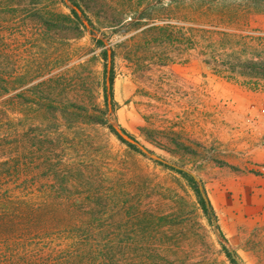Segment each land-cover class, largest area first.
<instances>
[{
  "label": "rangeland",
  "instance_id": "1",
  "mask_svg": "<svg viewBox=\"0 0 264 264\" xmlns=\"http://www.w3.org/2000/svg\"><path fill=\"white\" fill-rule=\"evenodd\" d=\"M76 1L0 0V264H264V0Z\"/></svg>",
  "mask_w": 264,
  "mask_h": 264
},
{
  "label": "trees",
  "instance_id": "2",
  "mask_svg": "<svg viewBox=\"0 0 264 264\" xmlns=\"http://www.w3.org/2000/svg\"><path fill=\"white\" fill-rule=\"evenodd\" d=\"M67 2L70 3V7H71V10H72V13L76 17V19L79 20L82 23V25L90 32V34L93 36V38L95 39L97 44L100 45V46L107 45L108 42L106 40L97 37L98 32L96 30V27H95L93 21L88 18L87 14H86V11L80 5V3L78 1H76V0H67ZM153 31H157V34H156V36H154V39H158L159 36H162L163 37L162 39H169V37H170V36L167 37V35H169V34H167V31H166V29L164 27L153 26ZM103 54H104V57L106 59H108V48L103 50ZM114 57H115V51L112 50L113 64H114ZM7 65L8 64L5 62L4 59L3 60L0 59V90H3V91L6 89L5 88L6 79L4 78V76H6L8 74ZM106 75H107V67H106ZM113 85H114V67L112 66V70H111V91H110V94L112 95V103H113V108H114L115 104H114ZM108 96H109V93L107 91V85H106L105 86V98H104V102H105L104 114L107 115V116L110 113ZM110 127H111L112 131L118 136V138L122 142L126 143L132 149H134V150H136V151H138V152H140V153L145 155V153H143L140 150V148H138L136 145L124 140L119 135V133L116 131V129L114 128L113 125L110 126ZM155 161L157 163L161 164V165H164L166 167L172 168V169L178 171L179 173H181L182 175H184L185 177H187L189 179V181L191 182V184L194 186V188H195V190H196V192L198 194V197H199L200 203L202 205V208H203L204 212L206 213V215L211 220H213L216 217V213H215V210H214V207H213L211 201L209 202V204L207 203V201L204 199V197L202 196V194H201V192L199 190L198 183L196 182L195 178L189 172H186L184 170H181V169L175 168L173 166L164 164L163 162L158 161V160H155ZM217 228L219 229V226H217ZM220 235L222 236L223 239L226 240V238H225V236H224V234L222 232H220ZM224 251L227 254V256L230 258V260H231V262L233 264H239L238 261H237V258H239L237 252H235L232 249L228 248L226 245H224Z\"/></svg>",
  "mask_w": 264,
  "mask_h": 264
},
{
  "label": "water",
  "instance_id": "3",
  "mask_svg": "<svg viewBox=\"0 0 264 264\" xmlns=\"http://www.w3.org/2000/svg\"><path fill=\"white\" fill-rule=\"evenodd\" d=\"M111 70H112V50L108 49V65H107V75H106V84H107V91L109 93L108 96V101H109V111L111 112L113 110V103H112V95L110 94L111 91ZM114 128L116 129V131L119 133V135L126 141L136 145L138 148H140V150L145 153L146 155L150 156L151 158H153L154 160H158L163 162L164 164L173 166L175 168L184 170L186 172H189L196 180V182L198 183L199 186V190L202 194V196L204 197V199L207 201V203L209 204L210 199L205 191V187L203 182L200 180V178L197 176V174L193 171H189L187 169H185L182 166H179L177 164L171 163L168 160H166L165 158H163L162 156H160L159 154H156L152 151H150L148 148H146L143 144H141L135 137H133L131 134H129L128 132H126L122 127L118 126V125H113ZM237 261L239 264H243V262L241 261V259L237 258Z\"/></svg>",
  "mask_w": 264,
  "mask_h": 264
}]
</instances>
